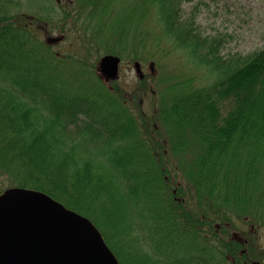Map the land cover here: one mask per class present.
I'll return each instance as SVG.
<instances>
[{
    "label": "trees",
    "instance_id": "trees-1",
    "mask_svg": "<svg viewBox=\"0 0 264 264\" xmlns=\"http://www.w3.org/2000/svg\"><path fill=\"white\" fill-rule=\"evenodd\" d=\"M41 1L0 0V173L12 180L5 189L43 192L88 218L120 264H264V46L223 53L232 35L204 32L182 10L188 0H140L135 9L151 13L157 37L211 75L205 85L167 78L156 122L140 123L121 100L142 118L145 93L136 102L93 74L95 43L122 54L108 46L112 28L97 38L96 17L110 0ZM77 27L80 66L58 69L35 33L68 36ZM117 38H126L123 28Z\"/></svg>",
    "mask_w": 264,
    "mask_h": 264
},
{
    "label": "rangeland",
    "instance_id": "rangeland-1",
    "mask_svg": "<svg viewBox=\"0 0 264 264\" xmlns=\"http://www.w3.org/2000/svg\"><path fill=\"white\" fill-rule=\"evenodd\" d=\"M139 3L140 0H110V5L106 12L97 16L95 23L101 25L99 37L97 36L99 44H101L102 39L100 37L103 36L104 32H106V35H109L110 32L113 33L111 31L112 28L116 35L110 39L112 46H108L110 48L118 47L117 49L122 53L120 55L117 54L121 59L119 77L109 80L108 87L112 89V87L118 86L127 93L132 92L135 94V101L139 102L141 99L140 92H144L145 95L141 99L142 110H144L142 118L130 106V103L127 104L124 100H121V102L128 106V114H131V116L135 115L140 123L150 120L151 124H153V122H156L155 110L160 104V93H166L171 89V82L167 78L175 79V81L192 78L194 85H205L211 79V75H207L205 67L190 59L182 48H176L172 42L166 39H159L156 35L157 29L151 13L147 11L146 15L141 16L142 10L135 9ZM41 4L42 6L47 5L46 0L41 1ZM182 10L196 14L197 23L206 33L221 31L232 35L226 47L223 48V53L228 50L245 53L255 47L264 46V0H188L183 2ZM29 11L33 10L30 9ZM124 14L129 17L126 22L122 21L125 18ZM116 20L120 22L121 26L114 25ZM71 27L73 28L72 24ZM120 28H123L124 36L126 37L123 42L117 41V31ZM63 34L58 30L44 32L38 30L35 33V40L37 43L44 44L50 54L52 53L51 55L54 57L58 69L69 68V72H72L73 69H77L80 66V62L77 63V61L81 52H77V49L80 47V40L83 35L78 31V27L69 30L68 36H66V33L65 35ZM49 37L58 39L48 41ZM98 46L96 43L92 46V49L95 47L96 52L90 58L92 62L90 63L95 64L96 70L94 71L93 69L94 76L100 73V58L104 54H108L104 51L99 52L96 48ZM69 54H74L75 60H65V57ZM135 61H139L142 64L141 67L144 73L142 80L144 82L136 75L134 69ZM150 62H153L152 71L149 68ZM78 79L82 82L87 78L83 75L80 78L78 77ZM91 80L92 82L95 81L93 78ZM43 111L46 112L45 109ZM162 129L161 127V132ZM65 141L70 143L72 139L67 137ZM162 142L154 143H156L155 145L160 152L163 151L164 154H168ZM94 156L98 161L99 159L106 160V156L102 155L103 158L96 154ZM11 185V178L0 173V191ZM214 225L215 229H219L218 227L222 226ZM222 229L227 231V227ZM260 237L261 244H264V228L259 231ZM251 240L254 242V239ZM261 247L264 249L263 246ZM254 250L256 251L255 243L251 249L253 256H255Z\"/></svg>",
    "mask_w": 264,
    "mask_h": 264
},
{
    "label": "water",
    "instance_id": "water-1",
    "mask_svg": "<svg viewBox=\"0 0 264 264\" xmlns=\"http://www.w3.org/2000/svg\"><path fill=\"white\" fill-rule=\"evenodd\" d=\"M120 61L115 54L100 58L105 79L119 77ZM149 68L153 70V62ZM134 69L143 77L139 61ZM0 264L120 263L88 218L43 192L8 188L0 194Z\"/></svg>",
    "mask_w": 264,
    "mask_h": 264
}]
</instances>
